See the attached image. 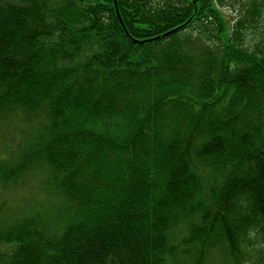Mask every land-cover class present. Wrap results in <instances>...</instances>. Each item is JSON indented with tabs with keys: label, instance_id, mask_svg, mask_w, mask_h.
<instances>
[{
	"label": "trees",
	"instance_id": "1",
	"mask_svg": "<svg viewBox=\"0 0 264 264\" xmlns=\"http://www.w3.org/2000/svg\"><path fill=\"white\" fill-rule=\"evenodd\" d=\"M115 1L0 0V264H264V0Z\"/></svg>",
	"mask_w": 264,
	"mask_h": 264
},
{
	"label": "rangeland",
	"instance_id": "2",
	"mask_svg": "<svg viewBox=\"0 0 264 264\" xmlns=\"http://www.w3.org/2000/svg\"><path fill=\"white\" fill-rule=\"evenodd\" d=\"M237 1H238V3H234V0H232L229 2V6L219 8V12L221 13L222 19L225 20L226 23L228 24V26L226 25V27L228 29L231 26V22L233 21V17L235 15H237L240 11H242V7H243V5H245V3H246L245 1H247V0H237ZM112 2H113V0H112ZM115 3H116V1H115ZM116 7H117V5H116ZM115 12H116V10H115ZM117 13H118V10H117ZM118 19H119V14H118ZM262 27H263V29L261 30V32H258V35L256 37V40H258V41H256L254 37L250 38V36H249L248 40H246L244 46L247 47L248 50L254 49V44H256L255 46H258L261 44L260 41L262 42L264 40V25H262ZM185 34L187 35V32ZM254 40L256 41L255 43L253 42ZM9 131H10V128L7 125H5V124L1 125L0 124V136H2L4 134L9 135ZM1 150H3L2 142L0 143V151ZM4 151L5 150H3V152ZM31 184H30V186H31ZM224 261L225 260L222 257L220 252L213 251L210 255V259L206 262V264H224Z\"/></svg>",
	"mask_w": 264,
	"mask_h": 264
},
{
	"label": "water",
	"instance_id": "3",
	"mask_svg": "<svg viewBox=\"0 0 264 264\" xmlns=\"http://www.w3.org/2000/svg\"><path fill=\"white\" fill-rule=\"evenodd\" d=\"M113 5H114V7H115V10H116V14H117V16H118V13H117V7H116V3H115V1L113 0ZM121 23V22H120ZM172 32V31H171ZM167 35V34H166ZM165 36V35H164ZM157 39V38H156Z\"/></svg>",
	"mask_w": 264,
	"mask_h": 264
}]
</instances>
